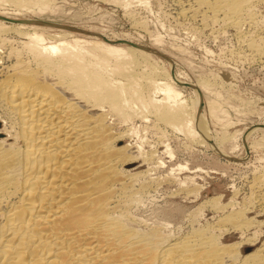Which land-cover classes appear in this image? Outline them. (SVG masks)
<instances>
[{"label":"bare ground","instance_id":"bare-ground-1","mask_svg":"<svg viewBox=\"0 0 264 264\" xmlns=\"http://www.w3.org/2000/svg\"><path fill=\"white\" fill-rule=\"evenodd\" d=\"M10 1L38 12L51 4ZM182 1L179 14L205 23L222 17L239 29L254 15L251 0ZM0 16L18 20L0 18V37L26 38L0 55V264H264V178H251L248 193L234 190L225 200L222 193L201 197V184L171 177L176 188L165 194L197 205L184 208L169 198L176 205L155 207L156 216L140 212L149 187L172 180L137 169L138 145L124 142L137 117L154 116L202 144L208 139L216 152L232 137L225 129L230 121L220 124L219 134L203 123L206 78L184 80L172 64L173 72L151 61L155 49L117 44V36L86 30L98 34L83 33L87 40L45 23L65 25L56 21L3 10ZM51 28L59 33L46 37ZM184 86L194 96L190 112ZM258 129L264 130L255 125L246 136ZM166 151L171 154L167 143Z\"/></svg>","mask_w":264,"mask_h":264},{"label":"rangeland","instance_id":"rangeland-1","mask_svg":"<svg viewBox=\"0 0 264 264\" xmlns=\"http://www.w3.org/2000/svg\"><path fill=\"white\" fill-rule=\"evenodd\" d=\"M4 1H0V7H3L0 10L11 16L51 20L84 30L102 32L110 37L122 36L131 42L155 49L158 54L156 57L151 56V61L159 67H168L169 71L172 64L180 78L195 84L200 78L207 79L209 87L201 89L204 100L203 123L211 134H219L220 124L225 120L231 122L225 129L233 134L230 141L223 144V153L216 152L208 139V145L202 144L186 131L165 125L154 116H150L149 121L147 118L137 117L132 131L137 133H131L130 138L127 136L124 139V142L138 145L134 147L138 155L135 161L137 169L149 168V171L152 168V171H147V178L148 175L149 178H157L159 175L158 178H162L167 174L165 176H170L172 180L149 187L150 192L148 189L145 193L147 197H144L145 203L142 202L140 208L143 215L156 216V211L161 206L170 207L172 203L176 205L174 200L177 199L176 203L180 202L181 205H178L184 208L197 205L198 201L193 202L191 198L184 200L181 195L168 197V193L177 185L173 178L187 179L188 184L195 180L204 188L201 197L222 193L225 200L232 196L234 190L240 196L248 193L251 178H264V130H254L246 136L250 127L256 125L264 128V37L258 38L257 35H264V0H251L253 7L250 6V10H253L254 15L245 19L248 20L239 28L241 31L222 17L205 23L198 16L179 14L178 11L185 5L182 0H51L50 6L41 12L35 7L22 8L10 0ZM123 2L129 5H124ZM57 31L59 30L54 28L45 29L44 35L51 36L59 33ZM76 34L92 40L83 33ZM1 37L5 42L1 43L0 40V49H4L0 50V55L5 54L10 46L11 49L15 46L16 49L18 46L21 48L22 41L26 40L15 32L3 34ZM246 39L247 43L254 41L259 48L248 46ZM145 68L147 71L150 66ZM161 75L157 74L159 80H163L164 76ZM181 90L183 98H186L187 111L190 112L194 96L189 87L184 86ZM160 96L158 94L156 97ZM213 105L216 106L215 114L211 111ZM166 143L171 154L166 151ZM142 151L147 155L146 158L149 159L150 153H153L154 158H144L140 154ZM165 191L168 193L165 194ZM169 198H173L174 202L169 201Z\"/></svg>","mask_w":264,"mask_h":264},{"label":"water","instance_id":"water-1","mask_svg":"<svg viewBox=\"0 0 264 264\" xmlns=\"http://www.w3.org/2000/svg\"><path fill=\"white\" fill-rule=\"evenodd\" d=\"M0 18L4 19V20H7V21H18L16 19H11V18H4V17H1ZM36 21V20H35ZM46 24H49V25H52V26H55V27H62V28H67V29H73V30H76L77 32H80V33H88V34H95V35H98L96 33H92V32H89V31H86L84 29H80V28H75V27H72L70 25L68 26H65V25H61V24H58V23H49V22H45ZM117 43H126V44H129V45H133L137 48H140V49H145V50H151L152 48H149L147 46H144V45H141V44H137V43H134V42H131V41H127V40H122V39H118L116 40ZM153 53H156V51H152ZM158 54V52H157ZM166 60H168L165 56H163ZM169 61V60H168ZM171 71L173 72V69L171 68ZM184 85L186 86H189V87H195L194 85H192V83H183ZM196 89V88H195ZM199 97H200V100L202 99V96L201 94H199ZM202 106V100L199 104V107L201 108ZM199 108V109H200Z\"/></svg>","mask_w":264,"mask_h":264}]
</instances>
